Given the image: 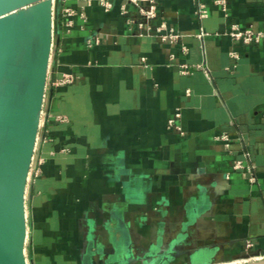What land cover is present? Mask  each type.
<instances>
[{
    "label": "crops",
    "instance_id": "1",
    "mask_svg": "<svg viewBox=\"0 0 264 264\" xmlns=\"http://www.w3.org/2000/svg\"><path fill=\"white\" fill-rule=\"evenodd\" d=\"M108 1H54L26 264L264 260V43L229 35L264 32V0H154L145 32Z\"/></svg>",
    "mask_w": 264,
    "mask_h": 264
},
{
    "label": "water",
    "instance_id": "2",
    "mask_svg": "<svg viewBox=\"0 0 264 264\" xmlns=\"http://www.w3.org/2000/svg\"><path fill=\"white\" fill-rule=\"evenodd\" d=\"M53 6L54 0H0V264H26L24 193L44 102Z\"/></svg>",
    "mask_w": 264,
    "mask_h": 264
},
{
    "label": "built area",
    "instance_id": "3",
    "mask_svg": "<svg viewBox=\"0 0 264 264\" xmlns=\"http://www.w3.org/2000/svg\"><path fill=\"white\" fill-rule=\"evenodd\" d=\"M55 1V0H54ZM126 4L133 6L136 10V15L130 16L128 18V22L130 24H135L137 28L145 32L144 30H148V26L150 23L158 18V13H157V7L154 2V0H123ZM98 4L105 10L108 11L111 8V3L108 0H98ZM214 4L222 6L223 11H225V4L223 0H216L214 1ZM122 13L124 15H129L128 11L123 7L122 8ZM74 14V12L71 9H65L64 10V16L70 17ZM196 14L199 19H203L207 17V6L203 3H197V10ZM165 27L163 24L160 25L158 28L159 32V38L163 42H175L179 36L175 35L173 33H168V34H161L160 32L164 31ZM206 33L201 32L198 35V38H202L203 36H206ZM230 37L233 38L236 41H240L243 44H259V43H264V32H254L252 30H245L241 31L236 27H233L231 32H230ZM184 52L185 49L183 48ZM144 61V59H142ZM181 73L186 74L187 69L185 66H181ZM73 81L72 77L70 76H64L59 80H56L53 82V85L55 86H65L67 84H70ZM46 97V89H45V95H44V100ZM43 115V107L41 111V117ZM54 121L58 122H64L65 119L61 116H56L53 118ZM174 121L170 120L169 121V126H173ZM221 139L223 141H228L227 135H222ZM42 160L40 159L38 161V165L41 164ZM34 163V158H32L30 170H29V175H28V181L30 179L31 173H33L34 176H37L39 174L38 168H35L33 166ZM233 170H241L243 171L244 174H247L249 177V180L253 183L254 178L251 175V169L250 167H245L242 162L236 161L234 162L232 166ZM27 181V182H28Z\"/></svg>",
    "mask_w": 264,
    "mask_h": 264
}]
</instances>
